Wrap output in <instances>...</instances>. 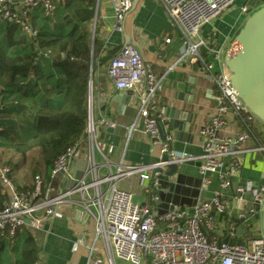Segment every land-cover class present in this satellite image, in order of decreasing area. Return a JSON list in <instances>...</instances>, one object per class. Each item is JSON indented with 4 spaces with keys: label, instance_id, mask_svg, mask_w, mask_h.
<instances>
[{
    "label": "built area",
    "instance_id": "built-area-1",
    "mask_svg": "<svg viewBox=\"0 0 264 264\" xmlns=\"http://www.w3.org/2000/svg\"><path fill=\"white\" fill-rule=\"evenodd\" d=\"M110 1L116 27L120 29L133 0ZM160 1L171 20L181 28V57L190 56L203 64L216 86L217 105L209 121L198 128L201 154L190 155L172 149L173 136L161 126L166 113L157 108L155 99L162 79L155 75L135 46L125 44L109 62L107 76L116 89L130 91L129 102L137 109L136 120L142 121L143 132L150 143L159 148V160L148 164H120L115 171H111L106 161L108 172L101 174L94 157L100 146L92 119L90 93L86 138L68 147L53 161L49 176L36 173L32 186L19 189L11 176V167L0 163V184L9 194L0 207L1 235L13 238L27 219L29 224L39 227L43 219L54 216L61 206L76 204L96 223L93 242L86 245V264H115V259L132 264H264L262 232L249 238L246 244L223 242L218 236L220 226H225L228 211L234 203L243 200L246 191L252 190L253 200L244 209L235 210V217L260 213L261 219L264 205L263 182L245 181L236 186L232 182L239 166L238 155L246 150L242 145L251 138L253 122L258 118L231 83L233 74L224 60L231 46L214 49L199 37L202 24L219 15L234 0ZM37 6L46 15H52L56 3L55 0H0V18L19 24L22 31L34 36L36 30L30 25L29 13ZM242 11L246 12V8ZM202 48L213 54L219 69L215 70L213 62L207 63L202 58ZM60 56L64 58L65 54ZM230 125L235 129L230 131ZM254 149L264 151V144ZM81 152L86 165L82 177L75 179L73 159ZM163 156L167 159L163 160ZM185 161L199 162L201 184L208 187L215 180L217 187L209 198L193 205L162 210L158 206L159 197L154 193L158 186L154 170ZM57 176H61L63 187L51 193L50 182ZM131 176L137 177V184L144 193L141 203L133 200L131 192L117 186L119 181ZM68 180H72L69 185ZM228 190L231 191L225 194ZM235 229L236 224L232 223L227 235H237ZM78 243L83 245V240Z\"/></svg>",
    "mask_w": 264,
    "mask_h": 264
},
{
    "label": "crops",
    "instance_id": "crops-1",
    "mask_svg": "<svg viewBox=\"0 0 264 264\" xmlns=\"http://www.w3.org/2000/svg\"><path fill=\"white\" fill-rule=\"evenodd\" d=\"M92 2L93 11L88 27L91 30L92 47L95 41L98 45L96 47L94 72L91 73L90 107L93 123L98 128L97 140L100 151L95 150L94 157L96 163L100 165V173L106 174L108 172L106 161L109 163L111 171H115L120 164L156 162L160 155L159 148L152 145L143 132L142 121L136 120L137 109L131 102L125 101L124 94L126 91L116 89L108 78V63L98 64L99 58L108 57L110 54L115 56L119 52L121 47L125 45V34L129 36L131 44L138 49L142 59L150 64L155 75L162 79L161 87L157 91L155 99L157 108L166 113V119L161 123V126L164 132H170L173 136L172 149L190 155H200L202 146L198 128L209 121L213 109L217 105V90L203 64L193 61L190 56L181 57L183 48L181 28L171 20L160 0H137L136 4L131 6L125 14L120 29L116 27V19L110 0H92ZM55 3L56 8L52 15H46L41 7L31 9L30 25L34 29L59 33L70 30L75 24H79L76 32L80 33L82 23L73 6H66L63 0H55ZM57 3L62 6L60 8L65 10H57ZM263 5L264 0H234L223 12L202 24L199 37L214 49L229 47L248 17V10L257 9ZM243 7L246 8V12L242 11ZM4 24L0 25L2 26L0 28L2 29L0 31L1 37L5 34ZM14 36L22 37L23 40L19 43L16 42L10 50L21 55L29 52L32 36L22 31L21 28H17ZM62 53L64 52H49L46 57L39 60V63L46 71L52 70L60 74L59 69L52 67L51 63L61 59ZM204 60L207 63L213 62V68L219 69V63L214 59L211 52L206 53ZM192 76L196 79H191L196 82L194 95L186 93L184 88ZM62 77L59 75V78ZM177 85L183 89H179ZM120 101L125 102L120 103ZM189 117L191 119L187 121ZM255 121L258 122L259 119ZM258 126L259 128L252 126L251 138L242 145L246 150L238 155L239 166L232 177L233 186L244 183V181L264 183V151L254 149L264 144V124ZM228 128L231 131L235 129V126L230 125ZM30 154L35 156V161L38 159L36 152H30ZM17 155L15 158L20 160L19 155ZM84 161L82 152L75 156L73 159L74 170L82 171ZM195 163L188 162L179 165L181 172L191 176L190 180L187 181L191 186L185 185L183 187L184 195L178 200V204L169 202L165 205V209L176 205L190 206L195 199L192 190L193 185H201L197 201L207 199L212 195V190L217 187L216 181L213 180L208 187L201 184L198 165ZM34 165L36 166V163ZM37 167L38 170L42 169V171H37L38 173L44 177L48 176L41 166L37 165ZM12 172L15 173L11 167V174ZM13 180L19 189L33 185V182L30 185V180L25 177L22 180L23 188H20L21 181L17 177ZM119 183L123 184L122 187L118 186ZM136 185L142 192L141 187L137 184L136 176H131L129 179H123L117 183L120 189L131 192L133 197L134 191H130L126 187ZM50 187L51 193L62 188L61 176L55 177L50 182ZM230 191H225V194ZM8 197L7 189L0 184V207L4 205ZM76 197L77 195H75ZM144 199L143 193L140 203ZM95 224L94 218L89 216L83 207L76 204L63 205L57 209L54 216L43 219L39 227L28 222L13 238H9L11 240L8 245V252L5 255H0V264L16 263L20 259L21 247L28 236L34 238L39 249L38 264H86L88 260L86 245L93 242ZM218 234L220 238L225 237L224 231L223 234L220 232ZM242 236H246L247 240L250 238L247 232ZM5 237L0 233V248L2 249L6 245L5 239L8 238ZM231 238L237 243L242 239L240 235H230L229 242ZM80 240H83V245L78 243ZM5 260L7 263L2 262ZM118 260L121 262L119 264L128 263L115 259V264ZM102 264L107 263L103 262Z\"/></svg>",
    "mask_w": 264,
    "mask_h": 264
},
{
    "label": "trees",
    "instance_id": "trees-1",
    "mask_svg": "<svg viewBox=\"0 0 264 264\" xmlns=\"http://www.w3.org/2000/svg\"><path fill=\"white\" fill-rule=\"evenodd\" d=\"M63 1L77 12L82 31L76 32L79 24L59 33L35 29L30 50L23 55L10 50L23 40L14 36L19 24L0 18V25L5 23V34L0 36V93L3 96L0 97V146L18 154L21 161L26 160L30 152H36L35 163L48 176L53 161L68 147L86 138L89 85L98 45L95 41L92 47L88 27L92 0ZM201 50L200 55L205 58L207 50ZM55 51L65 54L64 58L51 63L60 74L46 71L39 63L49 52ZM113 57L112 54L101 57L98 64H109ZM13 94L26 103L7 101ZM39 259L36 242L28 236L21 247L20 259L14 264H37Z\"/></svg>",
    "mask_w": 264,
    "mask_h": 264
},
{
    "label": "water",
    "instance_id": "water-1",
    "mask_svg": "<svg viewBox=\"0 0 264 264\" xmlns=\"http://www.w3.org/2000/svg\"><path fill=\"white\" fill-rule=\"evenodd\" d=\"M136 2L137 0H133L132 6H134ZM248 11L249 15L235 36L224 60L233 74L231 77V83L238 95L248 105L256 117L264 123V5L257 9H249ZM124 44H131V40L126 34L124 35ZM192 78L195 79L193 76L188 79V85L184 88L186 93L194 95L196 91V82H193L191 80ZM177 87L183 89L180 85H177ZM90 93L91 81L89 85V94ZM124 95L125 101L128 103L131 100L130 91H126ZM124 102L120 101V103ZM190 119L191 117H189L187 121H190ZM162 159L165 160L167 157L163 156ZM188 162L194 163L191 161H185L182 163ZM195 164L199 165V162H196ZM85 165L84 161V168ZM179 165L180 164H168L164 168L157 167L154 170V172H157L156 177L158 178V186L155 187L154 193L159 197L158 206L159 208H162V210L166 208L165 205L169 202L171 204H178V200L184 195L182 191L183 187H185V185L191 186V184L187 182L190 180L191 176L181 172L179 170ZM240 168L241 166L239 169ZM83 173L84 169L82 171L73 170L72 172L75 179H80ZM71 182L72 180H68L67 184L69 185ZM193 186L194 188L192 190L195 199L191 205L197 202L201 185ZM245 194L243 200L236 204L234 203L225 216L227 221L225 223V237L222 239L223 242L229 241V235H227V233L232 223L236 224L235 232L237 235L242 236L245 232L250 233V231L245 230L243 226V222L249 218L250 215L246 214L241 218H237L234 213L237 209H244L247 203L253 200L251 195L252 190L246 191ZM255 207L256 210H258V205ZM228 216H230L229 219H227ZM28 222L27 219L26 223ZM261 232L264 235V205L261 216Z\"/></svg>",
    "mask_w": 264,
    "mask_h": 264
},
{
    "label": "rangeland",
    "instance_id": "rangeland-1",
    "mask_svg": "<svg viewBox=\"0 0 264 264\" xmlns=\"http://www.w3.org/2000/svg\"><path fill=\"white\" fill-rule=\"evenodd\" d=\"M57 7H58L57 10H60V9L62 11L65 10L64 8L63 9L60 8L62 6L59 3H57ZM17 100L19 101L21 99L18 97V95L15 96L13 94V95H11L9 97V99L7 101H10V102H13L14 101L15 102ZM21 101H23V100H21ZM23 102H25V101H23ZM14 118L16 120V123L18 125H20V123H19L20 121L16 117H14ZM257 124L258 125H263L264 123L261 120H259L258 122L257 121H254L253 122V127L254 128L255 127L259 128V126ZM261 131H262V129H261ZM16 155L17 154L12 153L10 151L3 150V148L0 146V163L9 164L13 168V171H15V173L12 172L11 176L14 179H15V177H17L18 180L21 181L20 188H23V185L24 184H23L22 180H24L25 177L27 178V180H30V183H31L30 185H32L34 175L36 173H38L37 171H42V169L40 168L38 170L37 165L36 166L34 165L35 164V156H33V154H30L29 157L26 160H23V161L19 160L18 158H15ZM122 185H123L122 183H119L118 186H121L122 187ZM126 188L128 190H130V191H134L133 200L135 202H138V201L140 202V199L143 196V193L141 192L140 188L137 185L136 186H129V187H126ZM243 226H244L245 230L250 231V233H251L252 236L261 235V219H260V213L259 214L257 213L256 215H253V216H250L249 218H247L243 222ZM224 227H225L224 225H221L220 226V231H219L220 234H223ZM241 237H242V239L239 240L238 242L241 243V244H246L247 237L246 236H241ZM1 239L3 240L4 238H1ZM5 240H6L5 241L6 245H5V248H3V249L0 248V255H5L8 252V249H9V246L8 245H9V242H10L11 239L7 238ZM234 241L235 240H233V238H231L230 242L231 243H234ZM4 249H5V251H3ZM2 262L7 263L6 260L5 261H2ZM125 262H128V263H125V264H129V263L132 264L129 261H125ZM119 263H121V262L118 260L117 261V264H119Z\"/></svg>",
    "mask_w": 264,
    "mask_h": 264
}]
</instances>
